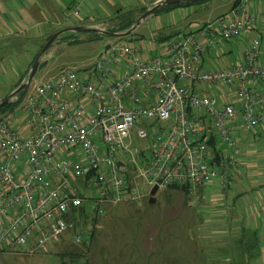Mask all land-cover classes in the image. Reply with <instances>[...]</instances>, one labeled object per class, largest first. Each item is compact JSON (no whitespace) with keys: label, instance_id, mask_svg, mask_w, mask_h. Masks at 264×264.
I'll return each mask as SVG.
<instances>
[{"label":"built area","instance_id":"built-area-1","mask_svg":"<svg viewBox=\"0 0 264 264\" xmlns=\"http://www.w3.org/2000/svg\"><path fill=\"white\" fill-rule=\"evenodd\" d=\"M262 19L264 0H239L196 31L164 39L150 57L139 41L116 38L81 75L63 66L13 95V111L0 116V253L56 243L88 196L103 215L107 203L138 200L143 184L192 195L230 177L240 162L217 141L239 152L237 130L264 128ZM250 31L239 61L200 68L202 55ZM134 129L146 150L130 147Z\"/></svg>","mask_w":264,"mask_h":264},{"label":"rangeland","instance_id":"rangeland-1","mask_svg":"<svg viewBox=\"0 0 264 264\" xmlns=\"http://www.w3.org/2000/svg\"><path fill=\"white\" fill-rule=\"evenodd\" d=\"M233 2L205 0L198 5L177 6L171 12L154 13L140 20L134 35L129 36L133 43L138 42V35L143 43H147L161 36L156 33L160 29L171 38L179 37L205 21L212 22L215 17L224 15ZM125 16L124 20L130 16L134 21L137 18L130 13ZM121 24L110 19L95 27L111 31ZM250 38L251 34L246 36V40ZM109 41V37H97L93 31L64 33L42 52L28 89L58 73L63 66L77 69L81 75V68L89 65ZM18 56L22 59L13 53L0 62L1 97L15 81L12 79L13 70L17 73L21 67ZM29 61L19 75L23 79L30 70L32 62ZM257 82L264 92V81ZM202 87L210 85L202 84ZM136 134L134 129L130 135V147L146 150L148 140L138 139ZM252 137L245 130L239 132L238 138L243 139L239 144L242 152L237 155L240 163L231 169L227 179H264V158L259 157L264 155L261 149L264 135L255 141ZM217 144L222 150L234 154L223 143L217 141ZM247 145L255 155H243L249 153ZM233 181L224 185L220 178L211 179L192 195L182 187L168 186L157 190L153 203L148 200L149 191L142 183V196L138 200L124 198L114 204L107 203L103 215L92 212L93 203L88 196L84 199L85 213L78 220H72L71 226L56 243H48L44 250L31 254L3 253L0 264H264V191L259 192L260 205L258 199L242 200L239 193L244 184L240 183L241 186ZM89 195H94V191L91 190ZM77 234L82 236L76 242L74 237Z\"/></svg>","mask_w":264,"mask_h":264},{"label":"crops","instance_id":"crops-1","mask_svg":"<svg viewBox=\"0 0 264 264\" xmlns=\"http://www.w3.org/2000/svg\"><path fill=\"white\" fill-rule=\"evenodd\" d=\"M155 1L157 2L158 0H0V62L13 53L22 57L21 59L18 56L21 59V62L19 63V66L21 67L20 69L18 68L17 73L13 70L14 76L12 79H15V81L10 84V88L5 94L10 93L12 88L16 86L19 75L22 74L26 68L25 63L32 59L36 49L45 42V38L48 37L49 34L54 33L55 31L57 32L61 28L67 26L73 27L72 25L95 27L102 22L110 21V19H115L119 22V24H121L125 15L131 13L138 17L143 12L142 9L145 10L146 8L150 7ZM232 4H230V8ZM139 6L141 7L138 8ZM124 10H126V12H124ZM252 10H254V8ZM73 11H76L77 14H74ZM171 11L173 10H168L166 12ZM70 21L73 22L70 24ZM263 27L264 19H262L259 24V30L263 29ZM198 28L199 27L187 32L196 31ZM162 32L163 31L160 29L156 31L157 34L161 35L159 37L164 36L171 38L170 35L163 34ZM133 33H135V30ZM133 33H130L124 36V38L120 39L122 41H131V37L129 35H134ZM256 33L257 31H250L247 34H243L240 38L225 40L221 43V46L218 49L209 51L202 55L201 63L199 64L200 68H214L217 66L226 65L231 62L239 61L241 59V53H243L244 47L247 46L248 41H250L246 40V36H250L251 34L252 37ZM101 36L103 35L99 34L97 37ZM109 38V42H111L112 40L119 37ZM138 39V41L141 43L140 45L142 46V49L144 50L145 56L150 57L151 55L160 51L159 44H161L166 38L159 41L156 37V39L149 40L147 43H143V39H141L139 35ZM41 40L44 42L41 43ZM84 68L85 66L81 68L82 70L80 73L83 72ZM113 69L116 70L115 72L120 73L125 70L123 67L118 65H113ZM4 70H7V68ZM240 131H242V129L237 130L236 132L237 142L235 144L238 147H240L239 144L243 141V139L241 140L238 138ZM255 133L256 134L254 135V138L252 137L253 141H255V139H260L261 136L264 135V128L259 127ZM231 149L234 154L236 153V157L242 152L241 147L239 152L235 151L234 148ZM247 149L249 153L243 154L244 156L250 153L251 155L254 154L255 151L251 152V147L249 145H247ZM261 149L264 150V143L262 144ZM245 150H243V153ZM260 155L259 157L264 158V155ZM255 158L257 159L258 157ZM232 179H234L233 182L235 184H244L243 191L239 193L240 197L243 198L242 200H249L252 198L253 200L257 201L258 199V203L260 205L259 197L261 193L259 192L262 190L264 191L263 178H225L223 180L225 183L224 185H226ZM259 179H261V181H258ZM250 193L251 195H249ZM256 203L257 202H255V204ZM250 227L253 228L251 225ZM6 252L9 253L8 251ZM6 252H1L0 255L3 253L6 254Z\"/></svg>","mask_w":264,"mask_h":264},{"label":"water","instance_id":"water-1","mask_svg":"<svg viewBox=\"0 0 264 264\" xmlns=\"http://www.w3.org/2000/svg\"><path fill=\"white\" fill-rule=\"evenodd\" d=\"M186 2H198V0H158L157 2L155 1L150 7L146 8L145 11H143L136 18V20L132 22V24L127 29L123 30L122 32H119V31L110 32V31H106L105 29H101L99 27L98 28H95L94 26L93 27L91 26L82 27L80 25H72L73 27L67 26V27L61 28L57 32L55 31L54 33L51 34V36L48 37L45 44L41 48H39V50L37 51V55L34 61H32V63L30 64L31 67H30L28 74H26V77L24 79L22 78V81L19 82L14 88H12L10 93L5 94L4 96L0 97V107L3 106V104H5L6 102H8L12 98L13 95L17 94L18 92H20L26 86L29 85L33 75L36 74V71L38 68L37 66L38 61L41 55L43 54L42 52H44L54 41H58L60 36L63 35L64 33L66 32L73 33L74 31H81V32L93 31L96 34L99 33L100 35H105L106 37L124 38V36L134 32L140 20L146 19L151 14L158 13L161 7L166 6V5L168 6L173 5L174 3L186 4ZM157 190H158V187L156 186V184L153 185L151 189L149 190L148 200L151 203L155 201L154 196Z\"/></svg>","mask_w":264,"mask_h":264},{"label":"trees","instance_id":"trees-1","mask_svg":"<svg viewBox=\"0 0 264 264\" xmlns=\"http://www.w3.org/2000/svg\"><path fill=\"white\" fill-rule=\"evenodd\" d=\"M204 1H205V0H198V2H186V4L174 3L173 5H169V6L166 5V6L161 7V8H160V11H159L158 13H160L161 11H168V10L170 11V10H173V8H174V7H177V6L186 7V6H188V5H192V4H194V5H198V4H200V3L204 2ZM238 1H239V0H235L234 3H233L231 6H234ZM142 11H145V10L142 9ZM130 15H131V13H130ZM124 17H126V16H124ZM127 17H128V16H127ZM124 19H125V18H123L122 21H123ZM133 21H134L133 17L130 16L127 20H124V22L122 23L123 25L121 24L120 27H118L117 29H112L111 31H119V32H122L123 30L127 29V28L132 24ZM111 31H110V32H111ZM51 34H52V33H51ZM51 34H49L48 37L51 36ZM98 35H99V33L97 34V36H98ZM48 37L45 38V42L47 41ZM164 38H168V37H164V36H162V37H159L158 40L161 41V40L164 39ZM45 42H44V43H45ZM44 43H43L42 45H40L39 48H41V47L44 45ZM39 48L36 49V52H35V54H34L32 60L29 61V63L32 62V61H34V59H35V57H36V55H37V51L39 50ZM21 81H22V77L19 76L16 85H17L19 82H21ZM24 92H25V91H24V89H23V90H21L20 92H18L17 94L20 95V96H22V94H23ZM15 103H16V101L12 100V101H8V102H6L5 104H3V106L0 107V113H1V115L4 114V113H6V112H8V113H9V112H12L13 109H14V107H15V105H16ZM209 142H210V143H209L210 146L214 148V143H216V141H215V139H214L213 136L210 137ZM171 186L176 187V188H179V187H177V186H175V185H171ZM182 188H183V187H182ZM182 188H181V189H182ZM183 190H185V189L183 188ZM85 211H86V210H85V206H84V205H81L79 208H77V210L74 209L73 212H71V214H70L71 220H73V221H74V220H78L79 217H80V215H81V214H84Z\"/></svg>","mask_w":264,"mask_h":264}]
</instances>
